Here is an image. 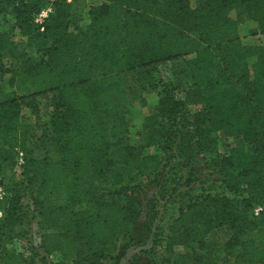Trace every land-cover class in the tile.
Wrapping results in <instances>:
<instances>
[{"label": "trees", "instance_id": "obj_1", "mask_svg": "<svg viewBox=\"0 0 264 264\" xmlns=\"http://www.w3.org/2000/svg\"><path fill=\"white\" fill-rule=\"evenodd\" d=\"M44 2L0 0L23 38L0 33V264H119L131 248L130 264H158L176 242L195 251L180 264H264V0H55L40 29ZM245 21L261 43L243 44ZM165 62L172 79L131 143L127 117ZM41 96L47 119H23ZM217 228L230 236L208 242Z\"/></svg>", "mask_w": 264, "mask_h": 264}, {"label": "rangeland", "instance_id": "obj_2", "mask_svg": "<svg viewBox=\"0 0 264 264\" xmlns=\"http://www.w3.org/2000/svg\"><path fill=\"white\" fill-rule=\"evenodd\" d=\"M191 5H195V0H189ZM101 0H89V4L97 3L99 4ZM255 27V23L253 21H245L239 26V36L241 38V41L245 45H252V44H258L262 42V37L260 34L252 35L250 34V31L252 28ZM0 33L4 34L8 38H10L12 41L20 43L23 38L18 34L17 30L13 28L12 19L10 16H1L0 17ZM249 61H253V58H249ZM171 71H172V63L171 62H165L161 63L156 67V77L159 81L158 86L153 89H148V103L145 105L140 112L138 110H133V112L128 116V133L127 137L128 140L131 143H139L144 144L145 143V137L146 132L142 129L141 123L143 121V117L146 115H150L154 112V106L155 103L159 97L160 89L165 86L167 83L170 82L171 78ZM124 83L131 82L130 78H124ZM5 91L7 94L11 93V90H9L5 85ZM181 96V95H180ZM139 109V108H138ZM51 110V105L48 97L41 96L37 99V108L36 109H30L28 107H24L22 109V117L26 121H29L31 123H43L48 116L49 111ZM32 139L29 143V145L33 148L36 147L35 143V137L38 135V130L35 128L34 131H32ZM227 142H232L231 138L226 139ZM143 146V145H141ZM154 147H145L146 152H152ZM112 172L114 173H120L123 172L122 168L114 167ZM159 222L162 226H164L167 223L168 219V212L165 211L164 208L159 209ZM35 228V227H34ZM230 236V232L223 229V228H217L211 231V233L207 237L208 242H224L228 239ZM33 241L34 243H37L38 241V234L36 233V228L34 229L33 233ZM149 244H147L148 246ZM23 246V243L20 241H14V243L11 245L12 248L16 250H21V247ZM138 248H131L128 250L126 257H124L119 264H130L129 257L131 254L137 252ZM162 257L157 260L158 264H180L179 258L176 257L178 255H190L193 254L194 248L192 246L185 247V245L179 244L178 242L173 243L172 245L167 244L165 250L162 249ZM59 260V257L57 255H54L48 259L50 263H56ZM150 260L148 258H144L143 260H140L134 264H148ZM217 264H229L228 258L221 259Z\"/></svg>", "mask_w": 264, "mask_h": 264}, {"label": "built area", "instance_id": "obj_3", "mask_svg": "<svg viewBox=\"0 0 264 264\" xmlns=\"http://www.w3.org/2000/svg\"><path fill=\"white\" fill-rule=\"evenodd\" d=\"M55 0H45L43 6L34 14L33 16V22L40 27V29H43V23L45 19L47 18L48 14L52 10V3ZM69 2L70 0H66ZM25 162V154L22 150L17 149L16 150V155L14 159V164L9 172V175L15 180V181H21L24 178L23 174V166ZM8 196V192L6 191V188L3 184H0V218L4 214V206H3V201L5 198ZM264 210L263 205H255L252 209V214L254 216H258L262 211ZM36 228V227H35ZM34 228V229H35Z\"/></svg>", "mask_w": 264, "mask_h": 264}, {"label": "crops", "instance_id": "obj_4", "mask_svg": "<svg viewBox=\"0 0 264 264\" xmlns=\"http://www.w3.org/2000/svg\"><path fill=\"white\" fill-rule=\"evenodd\" d=\"M88 3H89V0H88ZM94 4H97V3H94Z\"/></svg>", "mask_w": 264, "mask_h": 264}]
</instances>
